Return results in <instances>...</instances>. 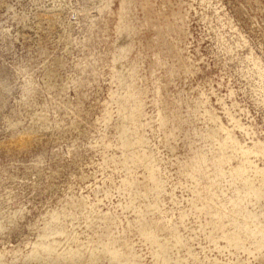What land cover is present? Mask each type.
Here are the masks:
<instances>
[{
	"label": "rangeland",
	"instance_id": "rangeland-1",
	"mask_svg": "<svg viewBox=\"0 0 264 264\" xmlns=\"http://www.w3.org/2000/svg\"><path fill=\"white\" fill-rule=\"evenodd\" d=\"M0 264H264V0H0Z\"/></svg>",
	"mask_w": 264,
	"mask_h": 264
},
{
	"label": "bare ground",
	"instance_id": "bare-ground-1",
	"mask_svg": "<svg viewBox=\"0 0 264 264\" xmlns=\"http://www.w3.org/2000/svg\"><path fill=\"white\" fill-rule=\"evenodd\" d=\"M113 256L118 257V258L121 259L122 254H119V253L114 252V253H113ZM164 258H165V257H164ZM164 258H163V259H164Z\"/></svg>",
	"mask_w": 264,
	"mask_h": 264
}]
</instances>
